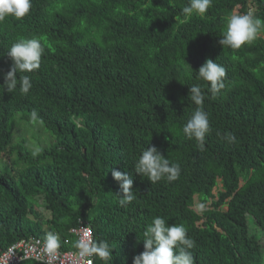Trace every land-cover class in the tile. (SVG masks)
<instances>
[{
	"label": "trees",
	"instance_id": "16d2710c",
	"mask_svg": "<svg viewBox=\"0 0 264 264\" xmlns=\"http://www.w3.org/2000/svg\"><path fill=\"white\" fill-rule=\"evenodd\" d=\"M31 4L22 19L0 21V152L14 156L9 170L0 159V251L49 232L60 249L76 250L70 230L86 222L94 241L112 250L95 264H132L147 226L161 217L185 227L194 264H264L262 239L250 232L251 220L264 235V27L240 49L219 44L229 15L264 21V0H212L206 14L187 20L189 0ZM32 37L44 48L40 68L18 72L7 92V51ZM207 59L226 69V87L215 97L198 78ZM24 75L32 84L26 94ZM192 85L205 93L203 149L183 132L198 107ZM36 126L53 141L34 130L33 140L49 146L33 157L15 135ZM151 146L180 166L178 179L152 183L135 173ZM113 168L133 176L135 199L126 206Z\"/></svg>",
	"mask_w": 264,
	"mask_h": 264
},
{
	"label": "clouds",
	"instance_id": "9594fccd",
	"mask_svg": "<svg viewBox=\"0 0 264 264\" xmlns=\"http://www.w3.org/2000/svg\"><path fill=\"white\" fill-rule=\"evenodd\" d=\"M212 0H189L188 6L183 8L184 18L190 19L193 14L203 16L211 6ZM32 7L31 0H0V21L12 16L22 19ZM264 27V21L255 18L251 13L232 14L226 18V31L219 44L222 47L240 49L243 45L251 43L260 34ZM44 48L37 37L22 38L13 43L7 51L12 60L11 68L4 74V86L7 92H12L17 87V73H31L38 70L41 65V57ZM190 68L191 66L188 65ZM192 69V68H191ZM198 78L208 82V91L215 97L226 87V69L212 59H207L198 69ZM32 84L30 77H20V91L28 93ZM190 99L198 107L192 113L183 127L184 134L189 139L198 141L203 149L206 134L210 131L208 114L203 109L205 93L199 85H192L189 89ZM33 120L38 119L37 113L31 114ZM228 141L235 142V136L228 134ZM42 149L35 147L31 155L38 156ZM135 173L145 176L156 183L162 179L175 181L180 175V166L171 163L155 146L147 147L142 151L135 164ZM113 179L120 188L119 204L126 206L135 199L133 192V176L128 172H122L115 168L111 169ZM143 252L132 259V264H194V257L190 249L194 248L195 242L188 237L187 230L183 225L169 224L161 217H155L143 233ZM60 247V241L56 234L49 232L46 236L44 251L54 255ZM76 247L82 257H99L109 260L112 250L107 242H96L86 233L84 237L76 241ZM91 264V261H89Z\"/></svg>",
	"mask_w": 264,
	"mask_h": 264
},
{
	"label": "built area",
	"instance_id": "2783aa9c",
	"mask_svg": "<svg viewBox=\"0 0 264 264\" xmlns=\"http://www.w3.org/2000/svg\"><path fill=\"white\" fill-rule=\"evenodd\" d=\"M76 240L90 234V238L94 241L91 226L86 222H81L78 227L70 230ZM69 244L70 239L66 240ZM45 240L39 237H29L16 241L7 249L0 251V264H24L33 261L38 264H95V256L82 257L79 250L64 251L57 249L54 255L44 251Z\"/></svg>",
	"mask_w": 264,
	"mask_h": 264
},
{
	"label": "rangeland",
	"instance_id": "374dc122",
	"mask_svg": "<svg viewBox=\"0 0 264 264\" xmlns=\"http://www.w3.org/2000/svg\"><path fill=\"white\" fill-rule=\"evenodd\" d=\"M34 130H37L38 132L36 133L37 135L40 136V138L47 139L48 143H51L53 141L52 138H48L45 137V132L42 130L41 127L36 126V127H29L27 132L25 131V129L23 128V130H20L17 135H15V138H20V137H24L25 140L27 141V145L29 146V149H34L37 145V147L43 148V147H47L49 146L48 144H44V142L41 143V139L37 138V136L35 135L34 140H33V136H32V132H34ZM46 131V130H45ZM47 132V131H46ZM50 135V134H49ZM45 141V140H44ZM34 147V148H33ZM0 159L2 160V162L7 163L6 165V169H12L14 168L13 166V160H14V156H12L10 159H8L6 156H4L1 152H0ZM45 215H47L45 213ZM250 232L252 234H254L257 238L262 239V245L264 246V235L262 233L261 230L257 229L254 224L251 223L250 220Z\"/></svg>",
	"mask_w": 264,
	"mask_h": 264
}]
</instances>
